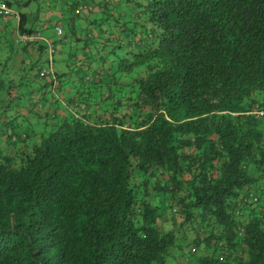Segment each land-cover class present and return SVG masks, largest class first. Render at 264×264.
I'll use <instances>...</instances> for the list:
<instances>
[{
	"label": "trees",
	"instance_id": "obj_1",
	"mask_svg": "<svg viewBox=\"0 0 264 264\" xmlns=\"http://www.w3.org/2000/svg\"><path fill=\"white\" fill-rule=\"evenodd\" d=\"M126 3L67 110L0 117V264H264V0Z\"/></svg>",
	"mask_w": 264,
	"mask_h": 264
},
{
	"label": "crops",
	"instance_id": "obj_2",
	"mask_svg": "<svg viewBox=\"0 0 264 264\" xmlns=\"http://www.w3.org/2000/svg\"><path fill=\"white\" fill-rule=\"evenodd\" d=\"M29 1L0 0L12 12L0 14V117L20 123L21 128L35 129L40 125V121L43 122L45 115L54 112L60 114L66 110L62 107L66 106L64 104L66 101L62 100L60 92L54 91L55 97H58V103H56L46 92V88L55 86L59 90V86L62 87L61 84L66 85L69 76L64 73L69 70L68 55L81 48V42L77 38L87 37L97 40L108 30H116L113 25L107 26L108 20L130 22L131 6L130 3H126L127 0H107L106 2L97 0L90 4L84 0L73 1L74 6L70 8L73 10L72 15L78 13L80 4L88 7L89 11L83 19L87 28L84 29L85 32L83 28L78 30L80 23L67 17L71 23L68 26L69 34L66 36V30L63 28L55 41L49 37L41 38L38 31L32 28L36 17L28 8ZM12 2L17 4L14 9L11 6ZM63 9L64 7L60 8V5L52 4L50 7L47 5L46 22L58 26L63 16ZM19 15L24 17L21 26L18 22ZM104 17L107 18L99 23V20ZM77 31L81 33L77 34ZM20 34H35L37 38L35 41H22L19 39ZM39 39L42 42H39ZM79 58H81L80 55ZM45 63L48 64L47 69L43 66ZM55 64L58 67L62 66V70L58 72L54 68ZM42 70L46 72L40 76ZM62 80L64 81L61 82ZM37 87L40 89L37 90ZM40 101H43L45 106Z\"/></svg>",
	"mask_w": 264,
	"mask_h": 264
},
{
	"label": "rangeland",
	"instance_id": "obj_3",
	"mask_svg": "<svg viewBox=\"0 0 264 264\" xmlns=\"http://www.w3.org/2000/svg\"><path fill=\"white\" fill-rule=\"evenodd\" d=\"M12 1V0H11ZM73 1H76V2H80L82 0H30L29 1V9L30 11L32 12V15L36 17V19L34 20V25H33V29H36V31H38V33L40 34V37L43 38V37H49L51 40L52 39H55L57 37V35L60 34L61 32V29L63 31V28L66 30V36L69 34V30H68V26L71 24L70 21H68L67 17H69V15L71 14V12H73V10H70L71 6H74L73 5ZM84 1H87L89 4L92 3V1H97V0H84ZM52 4H54V6L56 5H60V8L61 6L64 7V11H63V16L62 18L60 19V22H58V27H59V32L56 33L55 29H54V26L53 24H49L46 22L45 20V16L47 15V5L48 7L52 6ZM67 5V7H66ZM84 4H80V6H78V10H77V14H73V20L78 23H80V25L78 26V30H81V28H83V31L85 32L84 29L87 28V24H84V15L89 11L88 10V7L87 6H83ZM12 8L14 9V7L16 8L17 7V4H14L12 2L11 4ZM83 6V7H82ZM20 8L22 9L21 5H20ZM52 8V7H51ZM29 12V10H26ZM34 17V18H35ZM68 30V31H67ZM81 33V31H77V34ZM42 34V35H41ZM78 36V35H77ZM39 42H42L40 39L38 40ZM56 41V39H55ZM77 57L79 56L80 54V50L78 49V52H77ZM94 64V63H93ZM43 66H45L44 68H48V64L45 63L43 64ZM94 65H91V68H93ZM54 68L56 70L61 71L62 70V66H56V64L54 65ZM68 68L69 70L71 71H65V73H70L72 78L74 75L72 70H73V67L71 64H68ZM65 70V68H64ZM60 78V77H59ZM78 83L74 84V85H77ZM70 86V85H69ZM59 90L54 86V87H48L46 88V92L49 94V96H51V98L56 102L58 103L57 99L58 97L56 98L55 97V94H54V91L55 92H60V94L62 95V100L66 101V98H67V94L70 95H74V91L73 92H69L68 89H63L61 86H59ZM65 88H67V86L65 85L64 86ZM40 89L37 87V90ZM61 90V91H60ZM66 96V97H65ZM43 106H45L44 102L43 101H40ZM71 106V107H70ZM69 108L72 109L74 108L73 105H70ZM64 109H68L66 108V106H62ZM40 124L42 123L41 121L39 122ZM172 263L170 260L167 264H170Z\"/></svg>",
	"mask_w": 264,
	"mask_h": 264
},
{
	"label": "built area",
	"instance_id": "obj_4",
	"mask_svg": "<svg viewBox=\"0 0 264 264\" xmlns=\"http://www.w3.org/2000/svg\"><path fill=\"white\" fill-rule=\"evenodd\" d=\"M12 13L11 10L3 3L0 2V14H10ZM54 29L56 33L59 32V27L54 26ZM37 36L35 34H20L19 39L22 41H35ZM46 72V70H42L40 74L43 75V73ZM254 115L261 116L264 114V108H256L252 111Z\"/></svg>",
	"mask_w": 264,
	"mask_h": 264
}]
</instances>
